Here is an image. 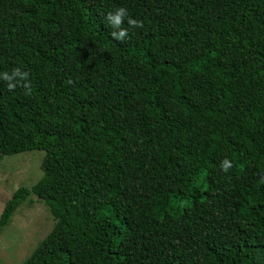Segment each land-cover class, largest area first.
<instances>
[{
	"label": "trees",
	"instance_id": "16d2710c",
	"mask_svg": "<svg viewBox=\"0 0 264 264\" xmlns=\"http://www.w3.org/2000/svg\"><path fill=\"white\" fill-rule=\"evenodd\" d=\"M16 68L0 156L43 150L42 176L0 230L33 195L54 219L21 264H264V0H0Z\"/></svg>",
	"mask_w": 264,
	"mask_h": 264
},
{
	"label": "rangeland",
	"instance_id": "374dc122",
	"mask_svg": "<svg viewBox=\"0 0 264 264\" xmlns=\"http://www.w3.org/2000/svg\"><path fill=\"white\" fill-rule=\"evenodd\" d=\"M43 150L0 156V214L20 186L31 188L42 176ZM54 224L48 207L37 196L25 201L0 230V264H21Z\"/></svg>",
	"mask_w": 264,
	"mask_h": 264
},
{
	"label": "clouds",
	"instance_id": "9594fccd",
	"mask_svg": "<svg viewBox=\"0 0 264 264\" xmlns=\"http://www.w3.org/2000/svg\"><path fill=\"white\" fill-rule=\"evenodd\" d=\"M104 19L112 28L110 35L115 41H126L129 38V28L135 29L144 27L143 22L133 19L125 7H120L115 11H109ZM125 23H127L128 27H124ZM28 78L29 73L27 71H21L20 68L14 69L11 73H0V79L7 82V87L10 91H14L18 83L25 82L22 86L27 90L26 94L31 95L32 87ZM232 168L233 162L231 160L225 158L221 161L220 169L224 173H228Z\"/></svg>",
	"mask_w": 264,
	"mask_h": 264
}]
</instances>
